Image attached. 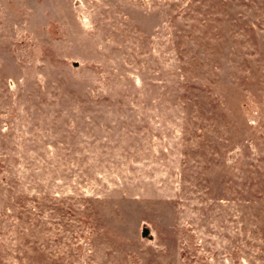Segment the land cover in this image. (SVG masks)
<instances>
[{
  "label": "rangeland",
  "instance_id": "obj_1",
  "mask_svg": "<svg viewBox=\"0 0 264 264\" xmlns=\"http://www.w3.org/2000/svg\"><path fill=\"white\" fill-rule=\"evenodd\" d=\"M0 264H264V0H0Z\"/></svg>",
  "mask_w": 264,
  "mask_h": 264
},
{
  "label": "water",
  "instance_id": "obj_2",
  "mask_svg": "<svg viewBox=\"0 0 264 264\" xmlns=\"http://www.w3.org/2000/svg\"><path fill=\"white\" fill-rule=\"evenodd\" d=\"M148 234V230H147V228H142V230H141V236H146Z\"/></svg>",
  "mask_w": 264,
  "mask_h": 264
}]
</instances>
